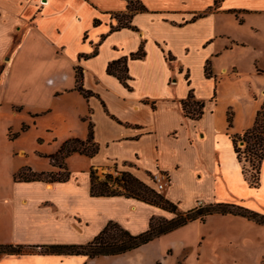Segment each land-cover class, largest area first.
Listing matches in <instances>:
<instances>
[{
	"label": "crops",
	"instance_id": "1",
	"mask_svg": "<svg viewBox=\"0 0 264 264\" xmlns=\"http://www.w3.org/2000/svg\"><path fill=\"white\" fill-rule=\"evenodd\" d=\"M256 11L264 12V0H0V115L18 117V130L11 133L23 134L22 124L41 123L47 133L42 141L51 142L52 153L67 138L84 139L90 122L96 145L92 156L65 158L69 174L61 182L15 180L22 166L36 172L52 167L48 160L39 166L19 160L22 148L0 156V244H80L109 220L136 234L151 217L172 216L132 197L90 196L89 166L102 173L125 170L149 186L151 173L162 171L168 183L157 192L179 211L195 208L197 201L228 200L222 196L232 195L240 183L231 176L236 170H221L216 159V79H233L240 71L236 65L218 67L217 61L244 42L221 31L219 22ZM138 49L141 56L130 57ZM122 57L127 86L105 72L108 62ZM187 95L202 103L197 118L181 111ZM261 102L262 97L250 106L241 130L251 125ZM211 216L251 221L213 213L117 255L33 250L1 253L0 264H111L117 257L144 264L148 257L157 261L163 251L181 260L198 254L205 236L200 226ZM257 225L254 230L264 229Z\"/></svg>",
	"mask_w": 264,
	"mask_h": 264
},
{
	"label": "rangeland",
	"instance_id": "2",
	"mask_svg": "<svg viewBox=\"0 0 264 264\" xmlns=\"http://www.w3.org/2000/svg\"><path fill=\"white\" fill-rule=\"evenodd\" d=\"M220 18L219 29L244 42L242 48L232 49L225 53L226 56L223 55L217 61L218 67L221 64H225L227 67L236 65L240 71L239 76L233 79L224 75L221 79L218 75L216 79L218 83L215 111L218 112V117L215 118L213 124V134L217 141L215 145L216 159L221 170H226V172L236 170V173L231 176L236 177L240 183L239 189L235 187V192L232 195L222 197L228 199L224 202L239 204L264 215V158L260 162L258 184L256 187L248 186L245 171L247 170L254 177L255 162L253 161L251 167L247 162H239V166L233 157L230 143L227 140L229 133L242 131L245 115L255 100L261 97L262 101L264 99V12L241 13L237 19L233 16ZM217 66L216 69H218ZM226 112H230L229 127L225 121ZM17 118V116L11 117L7 114L0 115V156L3 157L8 152L22 148L25 154L22 158L19 157V160L34 162L37 166L42 162L47 163V158L44 155L52 151V144L48 140L42 141L47 133L43 130L41 123L26 125L23 130L19 129V131H24L23 134L15 135L16 133H11V130H18ZM9 125L12 127L8 129ZM237 146L241 148L244 146V142L238 141ZM13 157L18 156L13 155ZM104 173L96 170L98 177H102ZM109 173L114 174V172ZM230 180L231 177L226 181L229 187ZM220 189V186L216 188L218 195L221 193ZM202 206L206 205L200 207ZM251 221L245 220L237 223L225 219L221 220L218 216H211L204 226H200V231L205 236L200 240L201 246H199L198 254L194 255L191 252L184 255L183 259L178 260L166 257L167 252L163 251L157 261L148 257L144 264H264V229H261L262 231L254 230L255 227L253 226L261 225ZM210 229L213 235H211ZM207 231H209L208 234ZM151 244L147 246H154L155 243ZM155 252L154 248L152 255ZM136 258L137 256L132 257V260ZM112 260L111 264L129 263L127 259H122V257Z\"/></svg>",
	"mask_w": 264,
	"mask_h": 264
},
{
	"label": "trees",
	"instance_id": "3",
	"mask_svg": "<svg viewBox=\"0 0 264 264\" xmlns=\"http://www.w3.org/2000/svg\"><path fill=\"white\" fill-rule=\"evenodd\" d=\"M142 8V6H140ZM141 50L138 49L130 57H140ZM126 58L122 57L108 62L105 72L115 76L123 85H126L125 63ZM204 74L209 75L208 62L204 64ZM127 86V85H126ZM82 96L87 95V91L77 87ZM180 108L185 116L197 118L201 114L202 103L191 99L187 95L186 100L180 102ZM227 127L230 126V112L225 115ZM26 125H21L23 130ZM228 138L231 143L232 153L238 162H247L251 167L255 162V176L247 174L248 186L256 187L258 184L260 162L264 158V99L256 109L250 127L239 133H229ZM244 142V146L239 148L237 142ZM90 145V146H89ZM96 152V145L91 141V124H87V134L84 139L75 137L63 140L58 148L49 154L44 155L52 169L45 171H32L28 166L20 167L13 174V179L18 181L40 180L45 182H61L68 178V171L64 164V159L72 154H82L92 156ZM244 170V169H243ZM88 191L90 196H110L123 195L132 197L172 214L171 217H151L147 228L139 233L132 234L118 223L107 221L104 226L85 243H48L35 246H24L22 244H0V254L18 255L36 251L40 254L55 255H81L88 258L105 255H117L134 249L147 243L161 234L169 232L189 221L198 220L203 222L207 215L234 214L256 223L264 225V215L243 207L242 205L229 202H215L202 207H195L186 211H179L176 205L165 199L153 187L145 184L130 172L122 170L115 171L114 174L104 173L98 177L96 169L92 166L88 168Z\"/></svg>",
	"mask_w": 264,
	"mask_h": 264
},
{
	"label": "built area",
	"instance_id": "4",
	"mask_svg": "<svg viewBox=\"0 0 264 264\" xmlns=\"http://www.w3.org/2000/svg\"><path fill=\"white\" fill-rule=\"evenodd\" d=\"M150 181L153 185V188L156 191L162 190L168 183V177L167 175L162 171H155L154 173H151L150 175ZM202 204L200 201L196 202V207H200Z\"/></svg>",
	"mask_w": 264,
	"mask_h": 264
}]
</instances>
